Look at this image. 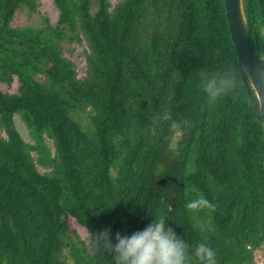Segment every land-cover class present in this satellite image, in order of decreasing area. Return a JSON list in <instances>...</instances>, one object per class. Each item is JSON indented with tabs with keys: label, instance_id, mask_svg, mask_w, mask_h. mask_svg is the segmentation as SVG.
I'll return each mask as SVG.
<instances>
[{
	"label": "trees",
	"instance_id": "obj_1",
	"mask_svg": "<svg viewBox=\"0 0 264 264\" xmlns=\"http://www.w3.org/2000/svg\"><path fill=\"white\" fill-rule=\"evenodd\" d=\"M53 4L54 25L14 27L35 0H0V82H17L0 89V264H112L79 228H110L111 238L161 215L191 264H200L199 243L216 264H255L264 253V134L224 0ZM243 11L260 57L264 0H243ZM65 41L82 45V69ZM226 69L237 87L210 104L202 74ZM171 122L180 126L175 149ZM197 196L214 210L186 209Z\"/></svg>",
	"mask_w": 264,
	"mask_h": 264
},
{
	"label": "clouds",
	"instance_id": "obj_2",
	"mask_svg": "<svg viewBox=\"0 0 264 264\" xmlns=\"http://www.w3.org/2000/svg\"><path fill=\"white\" fill-rule=\"evenodd\" d=\"M261 75L264 76V72ZM200 87L211 104L220 96L235 90L237 79L231 69L205 72L202 74ZM259 107H264L261 100ZM164 119L168 117L165 116ZM179 127L176 122L170 123V131L176 133L170 144L172 149H175L179 140ZM185 207L199 211L214 210L215 205L207 198L197 196L189 200ZM110 233V228L95 234L87 230L86 240L93 252L111 257L112 264H191L192 257L189 255L188 245L171 227L166 226V218L163 215L153 218L142 229L130 234L116 232L114 237L110 238ZM192 255L200 264H216L215 250L205 243H199Z\"/></svg>",
	"mask_w": 264,
	"mask_h": 264
},
{
	"label": "water",
	"instance_id": "obj_3",
	"mask_svg": "<svg viewBox=\"0 0 264 264\" xmlns=\"http://www.w3.org/2000/svg\"><path fill=\"white\" fill-rule=\"evenodd\" d=\"M224 3L241 78L250 102L260 111L264 134V107H259L260 100L264 106V76L261 75L264 72V54L259 57L254 53L244 17L243 0H224Z\"/></svg>",
	"mask_w": 264,
	"mask_h": 264
},
{
	"label": "rangeland",
	"instance_id": "obj_4",
	"mask_svg": "<svg viewBox=\"0 0 264 264\" xmlns=\"http://www.w3.org/2000/svg\"><path fill=\"white\" fill-rule=\"evenodd\" d=\"M113 2H116L117 0H111ZM36 3V9L34 12L30 13L27 10H21L16 12L12 25L14 27H22L25 25H32L34 27L42 26L43 19L46 18L49 21V24L54 25L57 21V9L53 4V0H35ZM82 44L84 45V41H82ZM63 47L65 50L70 51L72 54V60H74L77 63V67L79 69H82L84 66L83 63V47L80 43L76 41H65L63 43ZM17 87L16 77L14 76L11 83L7 84L5 82H0V89L7 92H14ZM14 123L15 127L19 131L20 135L23 137V139L27 142H32L28 130L26 126L24 125L23 121L18 115H14ZM48 146H51V140H46ZM79 233L86 239V231L82 228H79ZM255 264H264V253L263 255L261 253L258 254L256 263Z\"/></svg>",
	"mask_w": 264,
	"mask_h": 264
}]
</instances>
